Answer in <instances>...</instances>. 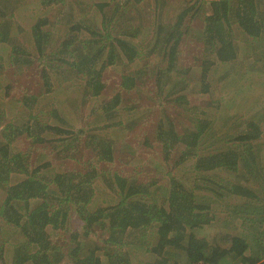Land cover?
<instances>
[{"label":"trees","instance_id":"1","mask_svg":"<svg viewBox=\"0 0 264 264\" xmlns=\"http://www.w3.org/2000/svg\"><path fill=\"white\" fill-rule=\"evenodd\" d=\"M35 1L41 10H47L67 0ZM76 1L82 17L73 7L65 21L55 23L41 17L29 26L14 22L15 17L19 20L12 8L14 0L0 1V45H11L10 65L39 69L40 65L61 63L73 68L79 78L78 101L69 108L72 120L48 96L56 76L45 67L40 72L46 86L41 94L27 93L17 100L19 111L20 104L24 107L25 121L15 123L12 117L3 123L0 116V189L5 192L0 225L18 229L22 237L15 244L12 264H60L65 258L73 264H132L131 248L147 244L153 245L146 249L152 260L145 264H194L200 260L264 264V216L235 225L226 220L224 224L234 234L224 235L221 241L195 233V229L217 222L220 215L212 210L213 202L200 198V190L213 197L227 193L236 200L264 201L263 189L253 184L258 182L264 188L257 148L262 127L247 118L245 127L231 134L227 128L234 112L224 104L226 98L234 105L240 98L249 101L247 93L259 107L264 104V0H200L209 6L201 30V83L196 89L211 95L217 85L225 93L219 101L208 102L218 115L215 119L213 112L197 106L200 115L194 119V128H180L169 108L188 101L186 91L191 87L182 77L185 72H180V56L190 33L193 6L186 2L174 21H162L161 14H153L150 22H154L143 27L129 13L132 9L139 12L138 7L147 0ZM154 2L153 11L161 12L166 0ZM234 23L247 36L246 42L237 41ZM14 26L17 33L13 34ZM21 33L32 38L34 51L29 55L16 37ZM239 43L252 58L244 73L239 68L245 61ZM138 62L139 66L158 64L157 72H142L144 67H140L122 73L118 85L108 84V68ZM70 79L67 76L65 81ZM110 87L111 94H105ZM3 91L7 97L11 86ZM128 92L136 94L129 97ZM145 102L157 104L161 114L146 129L148 122L140 111ZM44 115L48 120H42ZM116 129L119 138L114 143ZM23 135L30 139L31 147L48 143L59 150L41 161L31 150L16 148ZM133 136L144 147L155 148L160 143L167 167L152 172L144 166L128 176L124 171L101 169V163L116 161L120 144V151L134 152L133 146L140 147L127 143ZM61 158L80 161L83 168L57 170ZM53 197L58 198V206ZM93 199L102 204L94 207ZM71 206L83 221V233L72 231L76 246L66 254L52 244L51 232L71 229ZM102 233V246H89L82 240Z\"/></svg>","mask_w":264,"mask_h":264},{"label":"rangeland","instance_id":"2","mask_svg":"<svg viewBox=\"0 0 264 264\" xmlns=\"http://www.w3.org/2000/svg\"><path fill=\"white\" fill-rule=\"evenodd\" d=\"M186 2L189 6H193L195 11L193 14V20L190 25V33L185 38L182 45L183 51L180 56L182 71L180 72H185L182 77H184L189 82L191 91L190 89H188L189 91H186L188 95L187 102H185L184 104H173L169 108H171L172 112L174 113V116L180 128H194V119H196L200 115L197 106L201 105L205 111L209 110V112L214 113L212 104L208 103L209 100L219 101V99L225 93L224 91L221 92V88L217 85L213 86L214 89L212 90L213 92L211 95H208V93H199L196 89L201 83V68L198 57L202 56L203 54V40L201 38V30L204 27L205 16L208 14L209 4L207 2L200 3V0H166V4L164 5V8L161 10V12H154V0H147L138 7L139 12L132 9L129 13V16L135 19L136 25H142L143 27H148L154 22H150L153 14H161L162 21H174ZM76 3V0H67L64 3L55 5L51 8H48L47 10H41V8L37 6L39 3L35 0H14L12 8L16 15H18L19 19L17 20L15 17L14 22L17 23L18 21H20L21 24L29 26L41 17H47L51 22L55 23L57 22V20L61 19L65 21L67 17L70 16L69 9L72 10L73 7H75V14H79L78 9H76V7H79V5H77ZM79 16L82 17L83 14L80 13ZM88 16L89 14H87V17ZM16 26L12 28L13 34L17 33ZM58 27L60 26H56L55 28ZM233 30L237 41L239 40L242 43L246 42L247 36L241 32V29L236 23L233 24ZM16 37L19 39V42L23 43V47L26 49V51L23 52L26 55H29L30 52L34 51L32 49L33 43L30 35L26 36L25 34L21 33ZM242 43H239L241 55L240 57H242L245 61L241 63L239 68H241V72L244 73L247 72L245 69L250 66L252 58L250 55H248L247 48L242 47L244 46ZM256 45L257 44H255L254 46L256 47ZM0 46V58L3 64L0 65V95H2L0 96V116L2 122L7 123L9 119H12V117H15V119L13 120V122L15 123H21L25 121L27 115L22 113L24 107L20 104L19 111V102L17 100L23 99L22 97H24L27 93L30 95L33 93L39 95L41 94L43 87L46 88L45 84L43 83L42 74L40 73L42 72L43 67L46 68L47 72H51L53 74V77L56 76V78H53V83H51L54 85V89L48 96L53 99V101L59 108L64 107V114L68 117V119L72 120L71 116H74V114L72 111L71 113L69 112L70 104L73 101H78L79 96V91L77 89L79 78L75 77L77 76L75 74L76 71L73 68H70L68 65L61 63H56L52 66L47 67L40 65L39 69H37L36 67L33 68V66L35 65L30 68L27 66L13 67L12 65H10L11 45L1 44ZM139 63L140 62L136 63L135 65L123 63L121 65L108 68L105 71V77L108 84L111 86L118 85L122 73H133L136 72V69L139 70L140 67H144L142 72H157L155 69L157 68L158 64H150L148 66L142 64L139 66ZM161 65L165 66V63L162 62ZM67 76L72 77V79L65 81ZM252 78L256 77L252 76ZM60 81H62V83H59ZM138 82L141 81L139 80ZM9 85L11 86V91L9 94H7V97H4V94H6V92L3 91V89L7 88V86ZM255 86L257 87V85ZM111 90H113V87H110L108 91L105 92V94H111ZM128 93L129 97H131L130 95L134 96L136 94L134 92ZM247 94L249 95V101L243 100L241 102L240 98L235 105L234 103L229 102L227 98L226 100H224V104L226 105V107L234 112V118L230 121L227 129L231 134H236L239 130H241V128L245 127V121L247 118L254 119L261 125L263 134L257 143V148L259 156L258 161L260 164V168H262L263 170L261 178L264 181V104H261V106L259 107L256 104L254 97L249 93ZM24 103L25 102H23V104ZM145 104L147 105H144L140 111L144 113V116H146V120L148 122L144 125V128L146 129L149 124L154 125L153 121L160 119L161 114L157 104L154 105L153 103V105L151 104L152 106L146 102ZM217 116L218 115L214 116L213 118L215 119ZM43 118H46L45 120H48L47 115H44L42 117V120ZM118 135L119 130L116 129L115 132L112 133L114 143L116 141L118 142ZM133 137H130L131 141H128L127 143L130 146L138 145L140 147L136 148L133 146L134 152H127L126 150L120 151V148L122 147L120 144L118 150L119 155L116 156V161L110 163H101V169L108 172H113L116 170L118 172L124 171L126 173H124L125 176H128L127 173L135 170L139 171L144 166H147L146 168H150V171L152 172H154V169L159 170V167L161 168V170H164V167H167V164L163 159L164 154L162 151V145L160 143H156L154 145L155 148H148L147 146L144 147L141 141ZM128 138L129 136L127 137V139ZM16 148L23 151L31 150L32 156H38V159H41V161L48 160L51 155L55 154V151L57 152L59 150L58 147H53L52 145L48 146V143L31 147L30 139H28L25 135L18 138V140L16 141ZM88 156L89 154L86 153L85 157ZM61 159L62 160H58L56 162L55 168L57 170H75L83 168V164L80 161L63 158ZM154 161L156 162V165L158 167L154 165ZM146 179L147 176L142 177V180ZM253 184L261 188V191L262 189L264 191L263 186L261 184L259 185L258 182H255ZM2 186L3 185L0 184V188ZM161 192H164V190H162ZM199 196L202 200H209L208 202H213L214 206H212V210L214 211L215 209L217 214L220 215H218L219 219H216L217 222L214 221V223L205 225L204 227L199 229H195V233L198 237H206L210 240L212 238H215L221 241L223 238H226L224 235L234 234L233 231L229 230L230 227L224 224L226 223V220H229L228 222H230V224L235 225L244 223L246 220L255 221L264 216V210L260 211V208H264V201L251 199L236 200L227 193L222 194V197H213L210 195L209 191H206L204 189L199 191ZM4 198L5 192L3 189H0V205L2 204ZM56 200H58V198L53 197V203L55 204V206H58ZM91 204L94 207H97L102 204V201H96V199H93ZM70 208V213L72 215L70 221L71 229H69L65 233H63V231L55 230H52L51 232L53 240L52 244L55 247H59L61 251L66 254L76 246V244L73 245V238L71 236L72 231L76 230L79 233H83V230L81 228L83 226V221L80 219L78 213L76 212V208L74 206H71ZM233 230L235 231V229ZM104 236L105 235L103 233L101 234V237L92 234L86 239L82 238V240L89 246H102L103 242L101 241V238ZM21 239L22 237L18 229L11 226H3L2 224L0 225V264H12L13 256L16 250L15 244ZM152 246V244H147L146 247H144L145 249L142 247L139 249H137L136 247L131 248L134 249L132 252H130L132 264H145V262L152 260L151 253L146 252V249L151 248ZM261 247L263 248V244L261 245ZM179 259H182L181 255H179ZM173 261H175L174 257L171 258V263H173ZM60 264L73 263L70 258H65L64 261ZM223 264H240V262L238 260H227Z\"/></svg>","mask_w":264,"mask_h":264},{"label":"built area","instance_id":"3","mask_svg":"<svg viewBox=\"0 0 264 264\" xmlns=\"http://www.w3.org/2000/svg\"><path fill=\"white\" fill-rule=\"evenodd\" d=\"M194 264H208V263H206L204 261H198V262H195Z\"/></svg>","mask_w":264,"mask_h":264},{"label":"bare ground","instance_id":"4","mask_svg":"<svg viewBox=\"0 0 264 264\" xmlns=\"http://www.w3.org/2000/svg\"><path fill=\"white\" fill-rule=\"evenodd\" d=\"M200 261H203V260H200ZM204 262H206V261H204ZM206 263H208V262H206Z\"/></svg>","mask_w":264,"mask_h":264}]
</instances>
